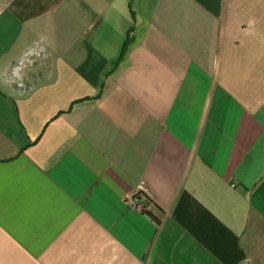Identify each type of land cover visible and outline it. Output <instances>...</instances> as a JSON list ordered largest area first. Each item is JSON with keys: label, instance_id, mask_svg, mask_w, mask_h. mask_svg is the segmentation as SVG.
Returning a JSON list of instances; mask_svg holds the SVG:
<instances>
[{"label": "crops", "instance_id": "obj_1", "mask_svg": "<svg viewBox=\"0 0 264 264\" xmlns=\"http://www.w3.org/2000/svg\"><path fill=\"white\" fill-rule=\"evenodd\" d=\"M145 1L0 0V264H264V0Z\"/></svg>", "mask_w": 264, "mask_h": 264}, {"label": "built area", "instance_id": "obj_2", "mask_svg": "<svg viewBox=\"0 0 264 264\" xmlns=\"http://www.w3.org/2000/svg\"><path fill=\"white\" fill-rule=\"evenodd\" d=\"M140 194H145L146 196H148L147 193L145 192V190H141L138 193L133 194L129 197V204H131V206L135 210H137L141 213L150 212L151 211V205H149L145 200H139L138 195H140Z\"/></svg>", "mask_w": 264, "mask_h": 264}, {"label": "trees", "instance_id": "obj_3", "mask_svg": "<svg viewBox=\"0 0 264 264\" xmlns=\"http://www.w3.org/2000/svg\"><path fill=\"white\" fill-rule=\"evenodd\" d=\"M131 41H132V38L128 37L127 40L124 43V46H123V49H122V54H124V53H126L127 51L130 50ZM138 198H139V200H145L149 205H151V209L156 207L154 205V203L150 200V198L148 196H146L145 194L138 195ZM145 214H147L148 216L153 218L152 214L150 212H146Z\"/></svg>", "mask_w": 264, "mask_h": 264}, {"label": "rangeland", "instance_id": "obj_4", "mask_svg": "<svg viewBox=\"0 0 264 264\" xmlns=\"http://www.w3.org/2000/svg\"><path fill=\"white\" fill-rule=\"evenodd\" d=\"M149 2L145 1L144 0H134V9L137 11V12H145L144 14L147 15V11H148V8H149Z\"/></svg>", "mask_w": 264, "mask_h": 264}, {"label": "flooded vegetation", "instance_id": "obj_5", "mask_svg": "<svg viewBox=\"0 0 264 264\" xmlns=\"http://www.w3.org/2000/svg\"><path fill=\"white\" fill-rule=\"evenodd\" d=\"M14 68H16V66H15ZM14 68H13V69H14Z\"/></svg>", "mask_w": 264, "mask_h": 264}]
</instances>
